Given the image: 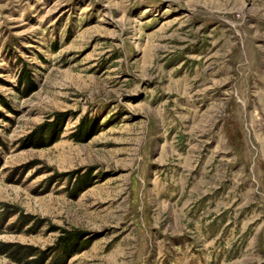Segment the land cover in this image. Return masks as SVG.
Wrapping results in <instances>:
<instances>
[{"label":"rangeland","instance_id":"374dc122","mask_svg":"<svg viewBox=\"0 0 264 264\" xmlns=\"http://www.w3.org/2000/svg\"><path fill=\"white\" fill-rule=\"evenodd\" d=\"M65 231L57 264H264V0H0V264Z\"/></svg>","mask_w":264,"mask_h":264},{"label":"trees","instance_id":"16d2710c","mask_svg":"<svg viewBox=\"0 0 264 264\" xmlns=\"http://www.w3.org/2000/svg\"><path fill=\"white\" fill-rule=\"evenodd\" d=\"M22 72V71H21ZM21 76V77H20ZM18 78V81L20 83H23L24 80L27 79V82H29V77L26 75V73L22 72V75H20ZM63 114L57 113L55 115V118L53 121L47 122L45 125V131H47L51 137H55L53 140H55L58 136L57 134L60 133L61 127H62V122H63ZM81 128V126H80ZM81 132V131H80ZM79 132V134H80ZM41 134V131H37L33 133L30 138H35V135L38 136ZM56 135V136H55ZM83 135V134H82ZM38 141H41L43 138L41 136H38ZM73 139L76 141H84L85 138L79 137V136H72ZM82 177H78L75 179V185H78L80 183V179ZM87 186V185H86ZM81 235L79 234H73L68 231H65V234L60 238L58 246L56 247V250L54 251V255L52 257V264H57L59 262L60 258L62 261L65 263L66 260L71 258L75 253H77L82 247H88V242L89 240H83L80 238Z\"/></svg>","mask_w":264,"mask_h":264}]
</instances>
